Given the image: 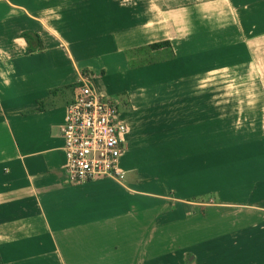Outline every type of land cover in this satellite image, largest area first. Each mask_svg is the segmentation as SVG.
<instances>
[{
    "label": "crops",
    "instance_id": "1",
    "mask_svg": "<svg viewBox=\"0 0 264 264\" xmlns=\"http://www.w3.org/2000/svg\"><path fill=\"white\" fill-rule=\"evenodd\" d=\"M87 76L122 180L70 182ZM0 264H264V0H0Z\"/></svg>",
    "mask_w": 264,
    "mask_h": 264
},
{
    "label": "built area",
    "instance_id": "2",
    "mask_svg": "<svg viewBox=\"0 0 264 264\" xmlns=\"http://www.w3.org/2000/svg\"><path fill=\"white\" fill-rule=\"evenodd\" d=\"M81 84V95L68 107L63 127L70 182L122 180L120 161L128 127L120 120L118 102L100 95L88 76Z\"/></svg>",
    "mask_w": 264,
    "mask_h": 264
},
{
    "label": "trees",
    "instance_id": "3",
    "mask_svg": "<svg viewBox=\"0 0 264 264\" xmlns=\"http://www.w3.org/2000/svg\"><path fill=\"white\" fill-rule=\"evenodd\" d=\"M24 38L26 39V41L29 44V50L30 53H35L38 50H43L44 46L42 44V41L40 40L39 36L37 35H33V34H26L24 35ZM33 41H36L38 43V47H34L33 46ZM164 49H169V51H171V58H175L176 55L173 52V48H172V44L170 41H165V42H159V43H155L152 44L150 46L147 47H143L137 50H132V51H128L127 55L128 58L130 60V65L133 69L136 68H141L147 65H150L151 63H148V55L149 53H154V52H159L161 50ZM83 85L80 84L79 86V90H82Z\"/></svg>",
    "mask_w": 264,
    "mask_h": 264
},
{
    "label": "rangeland",
    "instance_id": "4",
    "mask_svg": "<svg viewBox=\"0 0 264 264\" xmlns=\"http://www.w3.org/2000/svg\"><path fill=\"white\" fill-rule=\"evenodd\" d=\"M163 55L162 54H159V52H155V53H149L148 55V63H151V65H154V64H157V63H160L162 61V57Z\"/></svg>",
    "mask_w": 264,
    "mask_h": 264
}]
</instances>
